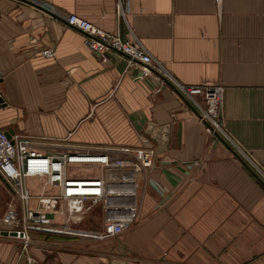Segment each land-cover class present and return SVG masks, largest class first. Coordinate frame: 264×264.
Returning a JSON list of instances; mask_svg holds the SVG:
<instances>
[{"label": "crops", "instance_id": "0c3cea01", "mask_svg": "<svg viewBox=\"0 0 264 264\" xmlns=\"http://www.w3.org/2000/svg\"><path fill=\"white\" fill-rule=\"evenodd\" d=\"M34 1L0 0V129L46 155L137 148L149 124L170 126L126 250L162 264H264V0H120L121 19L118 0ZM71 14L139 40L181 87L220 86V132L206 133L173 87L156 94L124 59L95 57L65 25Z\"/></svg>", "mask_w": 264, "mask_h": 264}, {"label": "built area", "instance_id": "2783aa9c", "mask_svg": "<svg viewBox=\"0 0 264 264\" xmlns=\"http://www.w3.org/2000/svg\"><path fill=\"white\" fill-rule=\"evenodd\" d=\"M38 5V1L30 0ZM39 6V5H38ZM41 7V6H40ZM121 1L117 2L118 17ZM67 27L81 33L87 48L101 61H108V55L122 58L126 62L124 74L135 69L143 80L149 78L157 84L155 93L171 86L186 101L187 105L197 113L200 122L206 124L209 133L220 132L219 111L221 107L222 88L199 84L192 87H181L164 70L163 65L154 59L140 43L133 38L124 39L120 33L110 35L93 26L89 22L68 15L63 18ZM37 53L53 59L55 53L50 48L36 49ZM142 145L137 148L115 147L110 150L82 151L76 149L64 154H42L36 150V142L29 136H11L0 129V194L8 198L6 208L0 216V224L8 233L6 236L22 244L25 249L29 244L30 232H53L60 227H67L104 202L112 206L113 198L118 199L117 191L125 187L132 175L119 177L114 174L121 169L138 170V165L150 167L155 159L154 148L144 147L149 144L142 138ZM145 144V145H144ZM150 145V144H149ZM121 153L128 157L116 158L111 154ZM136 156L133 161L131 155ZM154 154V155H153ZM93 165L98 168L96 177H82L80 167ZM133 174V173H129ZM40 182L39 193L31 194L26 185L27 180ZM132 208V207H131ZM61 230V232H62ZM108 233L114 234L112 229ZM4 237V236H2ZM120 255V254H119ZM117 256L123 259V256ZM25 264H47L25 256ZM136 264H162L161 262H144L133 260ZM173 264V263H166Z\"/></svg>", "mask_w": 264, "mask_h": 264}, {"label": "rangeland", "instance_id": "374dc122", "mask_svg": "<svg viewBox=\"0 0 264 264\" xmlns=\"http://www.w3.org/2000/svg\"><path fill=\"white\" fill-rule=\"evenodd\" d=\"M195 115L197 116V113ZM198 122L203 126L206 133L212 134L207 131L206 124L200 122L199 119ZM147 141L150 145L144 144V147L154 148L155 150L154 142L152 140ZM141 145L139 144L138 147ZM154 154L155 159L150 167L138 165V170L124 168L120 171L119 168L114 173L119 177H130V175L133 177L125 187L117 191L119 197L116 199L114 196L112 206L104 202L100 203L92 209L90 214L71 223L66 230L63 231L61 229L62 232L60 227L53 232L31 231V244L25 249L22 248V244L17 243L18 241L16 242L0 235V264H5L11 255L13 256L10 260L11 264L15 262L17 264H25L24 258L27 255L47 264H136L133 260L152 263L153 260L142 259L141 255L127 251L124 241L127 233L137 226L139 218H141L142 196L145 187L148 185L145 182L147 173L152 174L154 166L163 157V153H156V150ZM111 155L116 158L128 157L121 153H113ZM131 158L137 162L134 154L131 155ZM150 182L148 183L150 185L154 184L153 187L157 190L158 185L155 184L158 182L157 177L150 178ZM27 187L31 194L36 195L39 193V188L35 189L30 182H27ZM8 201V198L0 194V216L4 212ZM157 202L156 200L155 203ZM3 227L0 224V230H4ZM108 229H112L114 234L108 233ZM116 255L123 256L124 261L120 258L115 260Z\"/></svg>", "mask_w": 264, "mask_h": 264}, {"label": "water", "instance_id": "95a60500", "mask_svg": "<svg viewBox=\"0 0 264 264\" xmlns=\"http://www.w3.org/2000/svg\"><path fill=\"white\" fill-rule=\"evenodd\" d=\"M3 100L0 98V108L4 107ZM170 126L155 127L153 124L147 126L146 135L150 136L151 140L156 146V153L162 154L168 150V137L170 136ZM6 136L9 139L12 136V132H6ZM162 165H170V162H163ZM1 236H15L14 233H8L5 231L0 232Z\"/></svg>", "mask_w": 264, "mask_h": 264}, {"label": "bare ground", "instance_id": "6f19581e", "mask_svg": "<svg viewBox=\"0 0 264 264\" xmlns=\"http://www.w3.org/2000/svg\"><path fill=\"white\" fill-rule=\"evenodd\" d=\"M84 166H93V165H84Z\"/></svg>", "mask_w": 264, "mask_h": 264}]
</instances>
